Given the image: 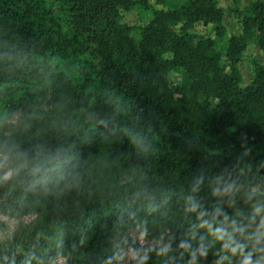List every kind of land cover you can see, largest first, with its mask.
I'll use <instances>...</instances> for the list:
<instances>
[{"label":"trees","instance_id":"trees-1","mask_svg":"<svg viewBox=\"0 0 264 264\" xmlns=\"http://www.w3.org/2000/svg\"><path fill=\"white\" fill-rule=\"evenodd\" d=\"M233 2L227 36L218 0H0V216L30 218L0 264H123L132 230L172 245L131 264H264V0Z\"/></svg>","mask_w":264,"mask_h":264},{"label":"rangeland","instance_id":"rangeland-1","mask_svg":"<svg viewBox=\"0 0 264 264\" xmlns=\"http://www.w3.org/2000/svg\"><path fill=\"white\" fill-rule=\"evenodd\" d=\"M176 4H181L183 2H189L190 0H170ZM251 1H261V0H239L238 7L243 8ZM151 8H161L160 4L151 2ZM218 4L225 9L223 15V24L226 29L227 36L231 34H238L241 31V24L239 18L234 12V2L233 0H218ZM122 16V21L131 25H145L150 17V10L141 8L139 5L126 11L122 9L120 11ZM198 36H214V32L211 25L204 26L202 23H197L191 30ZM226 36L222 38V47H225ZM257 60L259 63L264 64V56L259 51L256 46H250L247 48L243 54L242 61L239 63V69L243 78L242 86L248 84L252 78V61ZM180 78L178 72L169 73V83L170 85H175ZM17 116L14 117V122ZM11 171V163L9 158L0 152V174L4 177H8ZM255 190H261L259 187H254ZM30 218L25 217L21 220L14 218H7L0 216V221H2L3 226H0V239L6 238L10 235L20 223H25ZM117 243L120 246V252L123 264H131L134 260L140 258L141 256L149 253L156 252L162 248L170 247L172 245V240L169 233L153 234L146 232L144 230H132L128 233L127 238H120ZM51 264H65L64 258H58L54 260Z\"/></svg>","mask_w":264,"mask_h":264},{"label":"crops","instance_id":"crops-1","mask_svg":"<svg viewBox=\"0 0 264 264\" xmlns=\"http://www.w3.org/2000/svg\"><path fill=\"white\" fill-rule=\"evenodd\" d=\"M257 47V46H256ZM261 63V62H260ZM263 64V63H262Z\"/></svg>","mask_w":264,"mask_h":264}]
</instances>
